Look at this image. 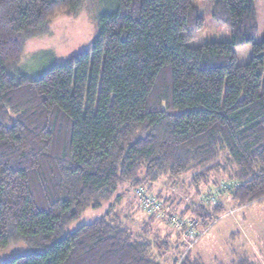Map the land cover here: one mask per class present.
<instances>
[{
	"label": "trees",
	"instance_id": "16d2710c",
	"mask_svg": "<svg viewBox=\"0 0 264 264\" xmlns=\"http://www.w3.org/2000/svg\"><path fill=\"white\" fill-rule=\"evenodd\" d=\"M210 1L213 18L230 29L228 42L188 45L203 26L190 0H113L89 51L29 79L11 74L24 43L45 35L57 16L75 15L83 0H0V252L17 243L40 250L0 264H162L153 249L173 246L170 233L163 241L151 233L155 216L134 234L107 212L62 236L122 184L136 197L154 193L163 209L174 204L154 185L179 186L183 174L200 195L201 187L229 186L224 196L238 207L264 199L256 0ZM245 44L251 58L238 66L235 48ZM184 206L168 216L189 213L202 229L225 209L200 198ZM180 257L176 264H203L191 253Z\"/></svg>",
	"mask_w": 264,
	"mask_h": 264
},
{
	"label": "rangeland",
	"instance_id": "374dc122",
	"mask_svg": "<svg viewBox=\"0 0 264 264\" xmlns=\"http://www.w3.org/2000/svg\"><path fill=\"white\" fill-rule=\"evenodd\" d=\"M190 3L203 19L202 28L191 32L194 38L188 44L190 47H197L206 42L230 41L228 25L213 18L214 3L212 1L190 0ZM114 9L113 0H83L81 8L75 15L57 16L45 35L29 39L24 43L19 62L11 69V74L36 79L52 65L66 63L76 55L89 51L98 36L99 17ZM254 12L257 25L255 42H259L264 35V0L254 2ZM235 55L238 66L247 64L251 58V45L245 44L236 47ZM175 179H178L177 182H173L179 184L177 189L175 185L169 186L167 179L158 181L153 187L160 190L162 201L163 198H168V202L174 204L172 206V204L163 203L166 214L179 215L181 211L185 210L184 205L190 208L188 210H191L199 204L200 196L216 190L210 189L205 193L206 190L201 187L203 194L200 195L196 189L189 186V174H183ZM131 188L127 184L119 185L112 199L102 203L99 209L87 208L77 220L65 228L62 236L94 220L103 218L107 212H109L108 219L113 220L119 217L116 221L129 228L134 234L139 233L142 224L148 222V216L142 210L139 199L134 194V189ZM224 194L217 198V202L224 204V212L215 216L206 228L202 229L199 220H196L193 215L187 213L183 216V219H194L198 222L196 233L199 238L196 243L192 244V247L190 246L191 248L188 240L179 238L177 241L175 239L177 231L169 227V223L167 224L168 215L165 218H155L154 222L149 223L151 224V233L158 236L157 239L155 238L156 240L163 241L166 234L170 233L169 243L173 246L167 250L153 249L151 256L154 260L162 264H176L182 262L181 253L182 255L191 253L193 257H199L203 264H231V245L237 247L243 243L247 247L250 244L251 247L256 248L264 245V199L243 206L242 209ZM113 209L115 210L114 215ZM232 234H236L237 237L235 236L233 239ZM245 235L249 237V240ZM176 244L179 247L177 251L174 250ZM35 251L40 250L29 248L23 243L10 245L5 251L0 252V263Z\"/></svg>",
	"mask_w": 264,
	"mask_h": 264
},
{
	"label": "built area",
	"instance_id": "2783aa9c",
	"mask_svg": "<svg viewBox=\"0 0 264 264\" xmlns=\"http://www.w3.org/2000/svg\"><path fill=\"white\" fill-rule=\"evenodd\" d=\"M230 187L227 185H223L221 188L216 189L215 191L202 195L200 197V203L205 206H214L217 203V198L224 194ZM137 197L140 202V206L142 210L150 216H155V218H165L166 214L165 210L162 207V203L157 200V198L151 194L143 192L142 190L137 191ZM168 221L170 227L180 232L182 231V237L184 240H188L190 243L189 247H192V244L196 243L198 240V236L196 233V227L198 226V222L194 219H183L180 220L175 216H168ZM190 247V248H191Z\"/></svg>",
	"mask_w": 264,
	"mask_h": 264
},
{
	"label": "crops",
	"instance_id": "0c3cea01",
	"mask_svg": "<svg viewBox=\"0 0 264 264\" xmlns=\"http://www.w3.org/2000/svg\"><path fill=\"white\" fill-rule=\"evenodd\" d=\"M167 183L169 186H172L171 183L169 182ZM178 187L179 186H175L176 189ZM164 192H167V191L164 190ZM170 195L172 194L170 193ZM232 236H233V239L235 236L237 237L236 234L235 235L232 234ZM245 237L249 240V237L247 235H245ZM248 245L249 247L243 245V243L240 245H237V247L236 245H231V261H230L231 264H234L238 258H247L253 264H264V245H260V247L258 248L251 247L250 244ZM232 258H234L233 261H232Z\"/></svg>",
	"mask_w": 264,
	"mask_h": 264
}]
</instances>
